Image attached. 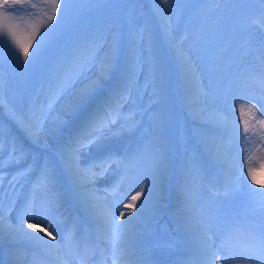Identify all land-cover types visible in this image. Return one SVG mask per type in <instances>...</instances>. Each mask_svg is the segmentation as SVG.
<instances>
[{
	"label": "snow or ice",
	"instance_id": "6c2138e0",
	"mask_svg": "<svg viewBox=\"0 0 264 264\" xmlns=\"http://www.w3.org/2000/svg\"><path fill=\"white\" fill-rule=\"evenodd\" d=\"M168 3L169 0H152L153 11L159 17L162 30L175 55L185 85V97L191 107L193 84L197 80L199 67L194 62V57L195 59L199 57H196L191 48L185 49L183 39L177 40L170 34L166 13ZM260 3L264 4V0H260ZM101 4L102 0H0V40L6 39L9 42L10 57L19 61L23 67L35 64L38 60L42 62L45 80L41 90L48 99V103L39 110L33 108L16 110L8 107V119L15 125L16 131L7 124H0V169L29 161L8 180L9 194L18 185L22 186L21 182L35 172L36 177L32 182L31 194L26 200L18 221L30 217L41 223H49L50 217L44 215L40 208H44V211L51 209L45 205H37L38 196L43 191L53 189L52 206L58 207L62 192L58 186L59 182L52 162L47 157L42 158L33 151V148H48L47 143L42 140L48 112L52 110L53 104L60 95L76 82L83 71L97 66L98 75L79 91L77 100L66 114L78 119L68 132L65 143L55 155L65 174L70 178L80 203L88 211L90 219L97 225V233L109 246L114 247L115 242L124 234L120 231L124 225L119 221L127 222L141 217L145 210V203L152 198L154 192L160 190V181L166 170L169 149L158 132L145 130L141 133L132 158L125 164L126 157H119L103 142L109 137L119 135L120 131L139 126L136 122H130L127 127L122 126L120 130L113 131L111 125L115 123V120L110 117L112 113L118 115L123 104L129 102L132 85L141 70L142 58L139 53L142 51L145 29L138 28L130 20L126 29L118 28L115 32L105 35L101 29L92 26L86 20L91 12L101 7ZM29 20L32 22L29 23ZM150 40L151 36H149ZM138 44L140 48L137 47ZM122 54L125 56V63L119 70L116 84L95 106L89 108L88 102L103 90L106 81L116 75ZM149 64L150 75L153 77L152 83L155 86L159 66L154 58H150ZM206 95L203 91L197 93L198 97L206 98ZM238 98L250 97H233V103ZM0 106H5L2 98H0ZM244 107L245 105H240L242 114ZM247 107L256 110L254 104H249ZM202 111V109H195L194 114L199 117ZM259 111L264 113V102H261ZM149 119L158 128L162 115L153 114ZM57 121L61 126L68 124V121L62 117H58ZM260 122L264 124V118ZM217 123L221 126H232L223 116ZM149 127L152 128V124ZM247 130L246 124L245 132ZM236 135L243 139V133L237 131ZM5 138H7L8 147L7 159H4L2 155ZM201 142L206 143V139L202 138ZM112 164L123 168L120 181L113 184L111 189L97 187L96 180L102 178ZM197 166V158L193 152L190 159L186 161V167ZM131 168L137 169L142 174L141 178L145 183L138 185L139 190L135 195L129 197L123 194L116 198L120 184ZM3 182L4 174L0 172V184ZM179 191L181 194L184 192L183 182L180 184ZM110 197H112L111 200ZM124 199H128L129 202L124 204L121 210L120 202ZM137 201H139V211H136ZM178 204L180 209L175 214L176 231L184 233L191 222L187 218H181L183 202L178 201ZM11 211L12 208H8V212ZM49 226L57 231L61 241H56L52 232H47L46 229H40V232L46 233L48 239L38 235L32 224H27L26 227L20 222L13 224L5 215L4 198L0 196V238L7 235L13 240L26 239L34 242L48 251L58 250L61 242L66 245L71 244L73 233L79 228V220L73 221L72 227L64 231L57 229V222L54 219ZM196 227L197 244L204 264H220L221 254L229 248L245 254L248 258L258 256L261 261H264V227L257 230L256 226L246 221L230 219L225 221L222 229L213 234L217 237L216 240L208 234L209 228L206 221L197 220ZM27 229L32 231L29 232ZM224 259L226 264L229 257L225 256Z\"/></svg>",
	"mask_w": 264,
	"mask_h": 264
},
{
	"label": "rangeland",
	"instance_id": "374dc122",
	"mask_svg": "<svg viewBox=\"0 0 264 264\" xmlns=\"http://www.w3.org/2000/svg\"><path fill=\"white\" fill-rule=\"evenodd\" d=\"M166 12L168 21L173 22V28L169 29L170 34L176 35L174 34V22H176L175 25H179L176 33L182 35L180 39L185 41V49L191 48L196 57H199V59L194 57V62L199 67L197 68V80L193 84L192 94L196 97L193 101L200 100L209 106L220 105L225 100V85L235 73L244 68L250 71L255 69L253 67H256L261 73L264 72V27L259 22L261 18H264V4H261L260 0H169ZM86 20L92 26L101 29L105 35H108L109 32H115L118 28L123 27L126 29L130 20L138 28L145 29L144 43L142 51L139 53L142 58L141 70L132 85L130 93L134 109L139 110V116L135 115L134 119L139 126L132 130H126L124 138L132 140L131 145L135 147L142 132L155 130L169 149L166 165L169 170L167 173L171 170L170 166L173 165L176 168L182 162L181 168L177 170L176 182L179 186L183 182V193L188 194L190 192L194 177L201 180L205 190L215 193L210 188L211 185L208 184V175L206 174V172H210V168H215H212L209 164V166H203L198 160V166L195 169L186 167V161L190 159L193 152L197 159L206 161V156L204 157L200 152L194 151L199 133L205 132L196 124L194 111H191L190 106H187L188 103L183 99V93H185L184 81L173 50L170 48L162 30L161 21L153 11L152 0H102L101 7L91 12ZM31 22L29 20V23ZM149 36H151L150 41ZM149 44H151V47H149ZM137 47L140 48L141 46L138 44ZM150 58H154L159 66L155 86L152 83L153 77L149 71ZM124 63L125 56L122 54L120 67L116 75L111 80L106 81L103 90L89 101V108L94 104L96 105L105 96V93L111 91ZM97 75V66H92L83 71L76 82L55 101L52 110L47 114L48 119L45 126L49 124V118L58 111L57 109L67 106L73 96L79 93ZM44 80L45 69L40 60L28 67H23L19 61L10 57L9 42L6 39L0 40V98L3 99L5 105L0 106V124H7L13 131H16L15 125L11 124L8 119L9 106L16 110H27L29 108L39 110L42 106H45L48 99L41 90ZM199 91L206 93V98L204 96L198 97L197 93ZM195 104L198 105V103ZM70 107L67 108V113L70 111ZM195 108L196 106L193 109L195 110ZM153 114L162 115V121L158 128L149 119ZM114 115V119H116V116H120L112 113L110 118ZM75 118L66 115L63 119L69 122L70 120L74 121ZM121 119H118V121L122 122L124 118ZM150 124H152V128L149 127ZM210 135L213 136V139L222 138L218 132H210ZM56 138L47 143V149L34 147L33 151L38 155H44L52 162L53 166H57V173L63 178V183H66V186L63 185V190L73 194L74 189L55 155L59 145L61 146L60 140H65L66 137L62 135L59 138L58 135ZM25 143L27 144V141ZM29 147L32 146L29 145ZM3 153V158L7 159V138H5ZM211 164L217 165L215 163ZM16 166L20 168L19 165L14 164L13 171ZM223 169L226 172H232V169L228 167ZM129 172L135 177L136 173L134 174L135 170L133 168L129 169ZM192 172H195V175L192 176ZM205 176H207V179L203 178ZM236 176H238V169L235 172ZM51 192V197H54L53 189H51ZM160 200L158 201V208L160 207ZM127 203L128 201L124 204ZM169 205L163 204L162 215L157 217L158 220L162 219L164 221L160 220L157 224H152L150 230L142 231V238L150 246L151 255H153L150 257L151 259L155 257L154 244L150 242V239L153 238L152 235L163 238V241H165L163 246L172 247L169 241L171 236L170 226L166 222L169 217L167 216L166 219V213L164 216V212ZM257 205L264 206V186L261 185L260 181L257 185L248 184L242 195L228 196L219 201L215 200L213 212L210 213L212 215L211 223L216 225L217 222H220V227H223L225 221L230 219L240 218L249 222L248 218L251 217L252 219L253 217L249 211ZM172 218L174 219V216ZM50 232L56 237V231L51 229ZM101 241V237H97V243ZM194 246L195 244L191 246L190 250L195 249ZM157 261L158 259L155 262ZM175 261L168 264H176ZM32 262L33 264L41 263L36 258ZM245 262L247 264H259L257 259L253 258H248Z\"/></svg>",
	"mask_w": 264,
	"mask_h": 264
},
{
	"label": "bare ground",
	"instance_id": "6f19581e",
	"mask_svg": "<svg viewBox=\"0 0 264 264\" xmlns=\"http://www.w3.org/2000/svg\"><path fill=\"white\" fill-rule=\"evenodd\" d=\"M259 22L264 27V18H261ZM168 23L170 26L169 29H172L173 22L168 21ZM175 24L176 22H174V34L177 36H174L178 37V40H181L180 38H182V35L176 33L179 29V25ZM253 68L255 69L250 71L244 68L228 79L224 89L225 100L222 104L209 106L205 104V102L197 100L200 102L193 101L190 107L191 111H194L193 108L195 106V109L203 110L199 117L194 116L196 124L205 132L199 133L197 137V139H199L197 141L194 140L196 141L194 151L200 152L204 157L206 156V161L197 159L201 162V165H211L212 168H215H210V172H207L210 177L208 183L211 184V189H213L215 193L210 190H205L201 180L194 177L190 192L188 194H181L179 191L180 186L176 182L177 170L181 168V163L176 168H174L173 165L170 166L171 170L168 173L167 171L169 168L167 169L166 166V170L160 181L161 188L158 192H154L152 198L145 203V210L141 217L127 222L119 221V223L124 225V227L120 229L124 234L115 242L116 247L109 246L107 242L103 240L102 247H104V249L98 248L97 250L93 243L92 233L90 232V229H92L97 238L99 236L96 231L97 225L90 219L88 211L80 203L76 192L70 194L68 191L66 192L63 190V178L57 173V166L53 167L59 182L58 186L62 192L59 206L53 209L52 201L54 197H51V189L40 193L37 199V205H45L51 209L50 211H44V208H40V211L44 215L50 217V222L41 223L39 220L30 217H26L23 221H18V217L25 206L26 200L31 194L32 182L36 177V173L33 172L24 179L21 182L22 186L18 185L10 194L8 180L18 169L24 168L29 163V161H24L19 164L20 168L16 166L14 171L12 170L14 165L0 169V172L4 174V182L0 184V196L4 198L6 217L10 218L13 224L20 222L25 227L27 224H32L36 233L44 236L46 239H48L46 233H41L40 229H46L47 232H50L53 228L50 227L49 224L52 223L53 219L57 222L58 230L64 231L71 228L73 221L79 220L75 209H79L84 213V222L82 226H80L79 223V228L73 233L71 244L66 245L64 242H61V247L58 251H48L26 239L13 240L12 237L5 235L0 238V264H33L32 261L35 258L41 261V263L38 262L39 264H157V262L160 264H168L174 258L182 261V264H204L203 257L200 254V249L197 244L198 230L196 221H206L209 228L208 234L212 236L213 240H216L217 237L213 234L217 233L218 230L222 229L224 226L220 227V222H217L216 225L211 223L212 215H210V213L213 212L215 200L219 201L228 196L242 195L248 184L257 185L258 181L264 186V124L260 122L261 119L264 118V113L259 111L261 102H264V72L261 73L256 67ZM77 96L78 93L73 96L72 102L70 101L67 106L57 109L58 111L49 118V124L45 126V134L42 137L44 142L48 143L49 141H53L58 135L59 138H61L62 135H65L67 138L68 132L73 128L78 118L76 117L74 121L70 120L67 125L63 126L58 123L57 118H64L66 116L67 108L77 100ZM233 97L250 98H238L233 103ZM195 98L196 97L192 94V100ZM183 99L188 103L187 106H189V101L186 100L185 93H183ZM121 103H123V101H121ZM195 103H198V105ZM249 104H254L256 110L249 109L247 107ZM240 105H245L243 114L241 113ZM133 106V100L131 96H129V102L123 104L122 111L119 113L120 116H116V119H114V115L111 118L115 120V123L111 125L113 131L120 130L122 126L127 127L130 122H135V115L139 116V110L134 109ZM221 116L225 117L232 126L227 127L218 124L217 121ZM120 117L124 119L122 118V120ZM118 119H121L122 122H119ZM246 124L248 128L247 132H245ZM125 131L126 130L120 131L119 135L109 137L103 142L107 144L113 152L117 153L119 157H126L124 163L127 164L132 158L135 147L131 145L132 140L124 138ZM237 131L243 133V139L236 135ZM210 132H218L221 134L222 138L213 139ZM202 138L206 139V143L201 142ZM65 140H60L61 146L65 143ZM61 146L59 145V148ZM92 152L93 154L95 153L94 147ZM3 155H5V153H3ZM40 156L42 158L44 157V155ZM211 163L217 165L215 166ZM237 166L238 176L235 177ZM224 167L232 169V172H226V170L223 169ZM133 169L135 170L134 174L136 173L135 177L128 171L127 177L120 184L116 198H119V196L123 194H127L129 197L135 195L136 191L139 190L138 185L140 183H145L141 178L142 174L137 169ZM173 174H175V176H173ZM122 175L123 168L112 164L108 172L102 178L96 180V186L101 189L105 187L111 189L113 184L120 181ZM193 175H195V172H192V176ZM68 179L72 186L69 177ZM234 183L237 184L235 185ZM109 199L111 200L112 197ZM162 199L166 204L171 202V207L174 208L172 215L169 213L166 214L169 215L168 221L166 220V222L170 226L171 236L169 241L172 247L163 246L165 242L163 238L152 235L153 238L150 239V242L154 244L153 251L155 252V257L151 259L150 257L153 255H151L150 246L144 242L141 233L142 231H147L151 224H157L162 220L157 219L164 210L162 203H160V207L158 208V201L160 200L161 202ZM127 201L128 199H124L120 202L121 210H123V205ZM178 201L183 202V209L180 212L181 218H187L191 222L190 227L184 233H178L176 231L177 217L175 214L180 209ZM8 208H12L10 213L8 212ZM257 208L254 209V211L250 210L253 217L252 219L251 217L248 219L251 222L250 224L256 226L257 230H259V228L264 227V206L257 205ZM136 211H139V201L136 202ZM70 213H72L71 219L68 218V214ZM133 216H135V213H133ZM172 216H174V219ZM27 231L31 232L32 229H27ZM56 241H61V236L57 234V231ZM194 244L195 249L190 250L191 246ZM225 256L229 257L226 264H247L245 261L248 257L234 249L229 248L221 254L220 264H225ZM149 258L150 260L148 262ZM251 258L257 259L259 264H264V261H261L258 256ZM157 259L158 261L155 262Z\"/></svg>",
	"mask_w": 264,
	"mask_h": 264
}]
</instances>
